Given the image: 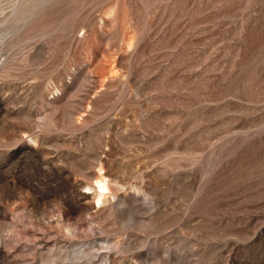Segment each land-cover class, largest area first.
I'll return each mask as SVG.
<instances>
[{
    "label": "rangeland",
    "instance_id": "374dc122",
    "mask_svg": "<svg viewBox=\"0 0 264 264\" xmlns=\"http://www.w3.org/2000/svg\"><path fill=\"white\" fill-rule=\"evenodd\" d=\"M0 264H264V0H0Z\"/></svg>",
    "mask_w": 264,
    "mask_h": 264
},
{
    "label": "bare ground",
    "instance_id": "6f19581e",
    "mask_svg": "<svg viewBox=\"0 0 264 264\" xmlns=\"http://www.w3.org/2000/svg\"><path fill=\"white\" fill-rule=\"evenodd\" d=\"M104 182H105V181H104V178H103L101 175L98 176V179H97V181H96V188H97V195H98V196H99L100 194H102L101 191L105 189V187H104L105 183H104ZM98 196H97V197H98ZM97 204H98V200H97Z\"/></svg>",
    "mask_w": 264,
    "mask_h": 264
}]
</instances>
